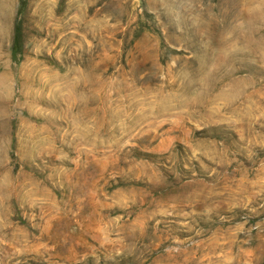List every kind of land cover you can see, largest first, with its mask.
Segmentation results:
<instances>
[{"label":"rangeland","instance_id":"374dc122","mask_svg":"<svg viewBox=\"0 0 264 264\" xmlns=\"http://www.w3.org/2000/svg\"><path fill=\"white\" fill-rule=\"evenodd\" d=\"M0 264H264V0H0Z\"/></svg>","mask_w":264,"mask_h":264}]
</instances>
